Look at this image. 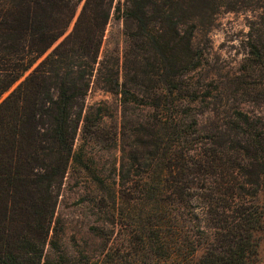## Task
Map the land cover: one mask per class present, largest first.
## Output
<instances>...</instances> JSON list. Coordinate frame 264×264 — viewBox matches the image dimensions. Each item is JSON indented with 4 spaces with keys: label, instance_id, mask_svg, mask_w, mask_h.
Returning a JSON list of instances; mask_svg holds the SVG:
<instances>
[{
    "label": "trees",
    "instance_id": "16d2710c",
    "mask_svg": "<svg viewBox=\"0 0 264 264\" xmlns=\"http://www.w3.org/2000/svg\"><path fill=\"white\" fill-rule=\"evenodd\" d=\"M206 1L0 0V264H65L61 256L50 259L43 249L59 190L76 157L78 126L89 122L84 99L95 86L120 95L124 108L137 100L147 108L143 117L129 123L130 134L124 132L132 143L129 151L122 149L119 169L121 187L133 183L149 201L150 223L133 229L132 235L139 233L136 241L148 247L159 244L164 262L176 258L183 250L179 246L178 254L172 251L179 239L167 245L155 223L156 218L163 223L169 214L151 205L163 201L187 207L198 195L208 202L211 232L191 264H264L258 251L264 212L247 204L262 175L264 130L259 137L256 125L238 111L232 134H226L231 137L210 149L213 143L196 137L207 131L198 128L193 96L186 98L192 88L186 84L188 74L202 59L194 46V11ZM248 2L252 0L239 4ZM112 10L122 20L123 46L102 50ZM246 63L250 76L262 75L264 48L252 42ZM34 125L39 126L35 133ZM226 142L232 146L224 147ZM233 153L241 157L237 165L245 176L239 186L230 163L222 159ZM135 165L143 166L139 177L131 173ZM218 167V181L206 177ZM198 180L203 182L198 187L208 190L204 195L195 191ZM206 182L216 184L205 188ZM99 209L103 225L108 220L114 225L113 210L106 205ZM93 230L107 235L102 228ZM110 252L97 264H127Z\"/></svg>",
    "mask_w": 264,
    "mask_h": 264
},
{
    "label": "rangeland",
    "instance_id": "374dc122",
    "mask_svg": "<svg viewBox=\"0 0 264 264\" xmlns=\"http://www.w3.org/2000/svg\"><path fill=\"white\" fill-rule=\"evenodd\" d=\"M239 1L207 0L194 11L198 13L194 46L202 59L196 62L188 74L186 84L192 85V88L187 89L186 98L193 96L190 101L199 122L198 128L200 131H207L195 133L198 135L196 137L200 140L207 138L209 143H213L209 146L210 149H216V142L231 137L226 134H232L235 113L238 111L245 113L249 121L256 125L257 135L263 136L264 73L250 76L246 70V59L250 55L252 42L257 43L259 49L264 48V0H252L242 6ZM117 2L123 4L124 0H115V4ZM231 6L236 8L229 10ZM122 27V20H117L112 10L102 50L117 45L119 50L122 49ZM131 100L135 101L133 98ZM84 103L83 114H89V122L85 127L82 122L78 126L73 142L76 157L59 190L43 253L50 259L61 256L65 264H97L110 250L109 255L125 258L127 264L195 262L200 247L209 243L211 232L206 216L208 202L201 196L196 195L187 207H178L173 202L164 204L163 201L151 205L157 208V212L163 209L162 214H169L163 223L159 218H156L155 223L159 224L158 229L167 237V245L172 246L179 239L172 251L178 254L179 246L183 250H180L176 258L164 262L160 257L162 250H159V244L148 247L141 240L136 241L139 233L136 236L131 234L133 229L149 225L145 208L149 201L141 190L133 189V183L129 182L127 188L121 187L120 161L122 149L129 151L132 143V138H126V134L124 137V132H129V123L137 120L136 117H143L147 108L139 100L124 108L120 95L105 91L100 86L88 91ZM38 127L32 126V132L35 133L33 128ZM231 146V142L224 144V147ZM261 148L264 149V144ZM262 153L259 160V165H262L258 166L262 173L258 191L254 197L248 198L247 204L259 205L264 212V152ZM241 155L247 157L246 152ZM240 158L234 153L222 158L230 163L233 175L238 178L237 186L245 181L244 172L237 165L241 162ZM255 168L250 167L249 171ZM220 170V167L216 171L213 169L206 177L218 181ZM143 171V166L135 165L131 173L133 177H139ZM99 179L103 180V184ZM201 184L203 182L198 180L194 188L196 193L204 195L208 190L199 188ZM215 184L206 182L204 187H214ZM254 190L249 188L250 192ZM99 205H106V208L113 210L114 225L109 220L103 225L104 216L99 214ZM94 227L102 228L107 235L98 236ZM258 249L259 257L264 263V225ZM164 251L168 252L167 248Z\"/></svg>",
    "mask_w": 264,
    "mask_h": 264
}]
</instances>
